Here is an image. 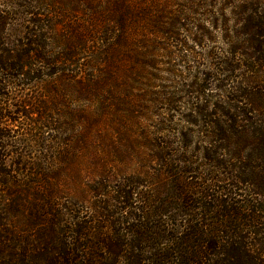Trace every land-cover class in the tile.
<instances>
[{"label":"trees","instance_id":"obj_1","mask_svg":"<svg viewBox=\"0 0 264 264\" xmlns=\"http://www.w3.org/2000/svg\"><path fill=\"white\" fill-rule=\"evenodd\" d=\"M82 1L86 3L84 11L94 17L93 22L88 29L75 30L80 22H76V18L67 19L64 29L70 32L68 40L56 36L55 29L63 27V22L57 21L62 19L63 10L56 9V0H7V5L12 4L11 15L0 11V127L4 122L16 124V119L6 110L10 108L13 114L21 115L27 124L25 127L30 129L26 132L29 147L33 152L45 153L39 160L42 169L38 168V172L31 173L38 165L25 164L27 157H21V162L12 166L10 173L41 179L30 183V188L37 183L43 184L42 177L52 179L50 169L55 163L54 156L63 144L67 146L70 142L62 138L63 126L57 125L55 117L58 115L52 116L56 104H48L46 108L40 92L30 95L22 92L17 99L1 92L10 87H35L42 76L57 74L74 83V103L86 104L97 96L95 91L105 89L103 78L108 77V72L103 63L110 58L109 42L112 41V47H120L126 41V16L129 13L122 0L95 5ZM78 5L75 1L72 11L78 9ZM233 14L239 25L233 38L238 41L228 44L229 58L216 61L213 71L201 73L200 84L191 80L187 91H183L195 94L198 100L209 90L217 72L227 75L226 80H230L236 70L244 71L241 84L222 91L217 104H210L205 98L201 106L192 107L185 117L186 123L202 126L200 136L206 143L202 150L203 164L192 162L191 157H182L176 161L181 166H177L166 152L170 144L150 141L148 146L154 149L151 161L159 168L161 188L163 190L167 185L170 197L161 201L163 195L155 194L157 188L154 187L148 192L136 190L139 204L136 226L128 224L131 218L127 215L128 202L135 194V188L131 189L130 185L116 187L118 197L115 198L109 197L105 190L98 195L92 190L91 196L96 194L94 198H109L115 204L105 206V202L99 200L97 207L100 210L108 213V208L121 205L117 209L125 214L122 221L116 220L113 219L115 212L111 211V219L99 228L86 222L71 225L73 220L69 213L72 208L57 204L58 198L52 194L44 199V214L27 218L22 224L24 230L19 231L18 236L13 234L7 219L0 218V264H264V88L258 80L264 70V5L252 2V6H240ZM10 19L13 20L11 23ZM156 19L159 20L157 25L163 26L155 28V34L159 33L163 41H174L185 49L177 34L184 30L181 21L185 19L172 16L166 23L161 22L162 17ZM139 20L141 11L136 8V23ZM155 23L156 20L153 25ZM8 27L14 35L11 42L4 38ZM196 30L200 34L192 40L199 45L200 38L207 40L208 37L202 29L196 27ZM233 38L228 37L229 40ZM136 48L137 65L138 45ZM237 56L242 61L238 65L234 64ZM211 57L206 55L207 59ZM146 65L151 67L152 63ZM70 67L74 70L68 72ZM139 80L136 76V93L141 86ZM214 87L221 91L223 86ZM47 92L55 93L51 89ZM178 102L177 97L166 96L160 105L173 112ZM22 107H33L32 111L42 116L32 120L20 110ZM162 131L167 130L162 128L158 132ZM49 133L53 135L49 137ZM180 138L183 141L187 136L182 134ZM9 140V136L0 130V147L1 144L7 146ZM10 173L0 171V186L8 184ZM190 178L194 181L190 182ZM145 183L136 182V188L142 189ZM14 200L17 203L15 196ZM54 208L60 210L56 213ZM45 216L48 218L44 220ZM104 229L111 237L101 235ZM23 232L25 235L20 236ZM135 232L136 240L129 241L128 236Z\"/></svg>","mask_w":264,"mask_h":264},{"label":"rangeland","instance_id":"obj_2","mask_svg":"<svg viewBox=\"0 0 264 264\" xmlns=\"http://www.w3.org/2000/svg\"><path fill=\"white\" fill-rule=\"evenodd\" d=\"M6 1L0 0V11L10 16L12 4L7 5ZM56 1H58L55 5L56 9L63 10L62 19L57 20L63 22L61 23L63 27L55 29L56 36L61 40H68L70 36V32L64 29L67 19L71 21L76 18L75 21L80 22L75 30L85 29L89 25L91 27L94 17L84 11V5H86L84 1ZM75 1L79 3V7L72 11ZM87 1L95 5L111 4L113 0ZM122 2L129 13L126 16L125 37L127 39L120 47H112V41L109 42L110 58L105 64L103 63L104 69L108 72V77L103 78L105 89L95 91L97 96L88 103H74L76 99L74 83L68 77L63 78L62 74L52 77L44 75L41 81L39 80L38 84L34 85L35 87H10L1 92L16 99L22 92L26 95L40 92V99L46 104V108L48 104H56V112L52 116L58 115L55 117L58 119L57 125L63 126L62 138L69 139L70 142L67 146L63 144L62 148L58 147L60 149L54 156L55 163L50 169L52 179L42 177L41 183L43 184L37 183L30 188V183H36L41 179L10 173L12 166L21 162V157H27L25 164L38 165L37 169L32 168L31 173L38 172V168L42 169L39 160L45 157V153L33 152V149L29 147V137H26V132L30 130L25 127L26 122L22 120L21 115L13 114L10 108L6 109L10 117L16 119V124L10 125L4 122L0 127L2 134L8 135L10 139L7 146L1 144L0 147V171L10 173L7 178L8 184L0 186V218L7 219L15 236H18L19 231L24 230L22 224L27 221V218H32V215L38 213L44 214V199L52 194L58 198L57 204L72 208L69 213V217L73 220L71 225L86 222L95 228L105 226L106 222L111 219V211L115 212L113 219L122 221L125 214L117 209L121 208V205H116V208L110 207L107 209L108 213H105L97 207L99 200L104 201L105 206L115 204L109 201V198L99 199L93 196L105 190L109 193V197H118L115 193L116 187L124 184L130 185L131 189L135 188V194L128 202L130 209L127 215H131V218L128 216L130 218L128 224L136 226V208L139 206L136 200V190L148 192L154 187L157 188L155 194L163 195L161 201L170 197L167 185L163 190L161 188L159 168L151 161L154 149L148 146V142L170 144L166 152L171 156L170 160L173 164L182 157H191L192 162L196 161L198 165H202V150L206 144L200 136L202 126L200 123L193 125L186 123L185 117L190 114L192 107L201 106L205 98L208 103L217 104L218 97L222 98V91L225 92L236 87L238 83L241 84L244 71L240 68L231 75V81L226 80L227 75L217 72L209 85V90L205 91L198 100L195 94L183 92L187 91V85L191 80L200 84L201 73L213 71L216 61L229 58L228 44L238 41L235 37L233 38L239 28L233 14L237 12V8L252 6V2L264 5V0H122ZM136 8L141 11V20L137 23ZM172 16L185 19L184 22L181 21L184 30L177 32L178 39L182 41L185 49L174 41L165 42L160 39L159 33L155 34L154 29L163 26L160 23L159 26L157 25L159 20L156 18L162 17L161 22L166 23L167 19ZM155 20L156 23L153 25ZM12 21L10 19V23ZM83 21L85 23L81 25ZM196 27L202 29L208 37L207 40L200 38L199 45L192 40L200 34ZM229 36L233 39L229 40ZM12 37H14L13 32H11V27H8L4 38L11 42ZM137 45L139 61L136 65ZM208 54L212 56L211 59L206 58ZM115 55L116 58H114ZM241 62L239 56L234 58V64L238 65ZM147 63H152V66H147ZM71 70L74 68L70 67L68 72ZM70 74L73 75V73ZM136 76L141 79L138 93H136ZM258 77L264 88V83H262L264 82V70ZM217 85L223 86L221 91L215 89L214 86ZM38 88H44V90L40 91ZM49 89L55 93L47 92ZM166 96L167 98L168 96L177 97L179 101L174 106L173 112H169L166 106L160 105V101ZM69 100L73 103L69 104ZM32 109L34 108L22 107L20 110L32 120L42 116ZM207 110L208 112L211 110V105L207 107ZM162 128L167 131L158 132ZM182 134L187 136L183 141L180 138ZM51 135L53 134L49 133V137ZM65 135L68 137H63ZM176 165L181 166L179 163ZM40 172L49 176L42 170ZM200 172L202 173L203 169ZM191 177L196 176L191 175ZM193 181L190 178V182ZM136 182L147 183L140 189V187L136 188ZM92 190L97 191L93 196H91ZM14 196L17 203L13 201ZM31 208L34 209L31 210ZM57 209L60 210V208L53 210L57 213ZM47 218L45 216L44 220ZM102 233L101 235L106 237L111 235L105 229ZM19 235L23 236L25 233ZM120 235L123 233L121 232ZM127 239L136 240V232L129 235Z\"/></svg>","mask_w":264,"mask_h":264}]
</instances>
